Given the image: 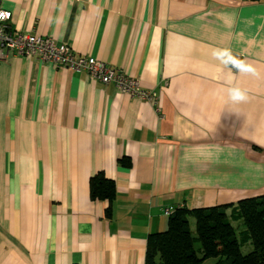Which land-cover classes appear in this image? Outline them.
<instances>
[{"label":"crops","instance_id":"0c3cea01","mask_svg":"<svg viewBox=\"0 0 264 264\" xmlns=\"http://www.w3.org/2000/svg\"><path fill=\"white\" fill-rule=\"evenodd\" d=\"M0 8L14 31L105 61L155 97L22 55L0 60V264H145L149 235L168 227L167 206L264 195V0ZM216 47L259 76L221 64ZM229 80L247 90L246 102L228 99ZM99 172L116 184L111 203L91 195Z\"/></svg>","mask_w":264,"mask_h":264},{"label":"trees","instance_id":"16d2710c","mask_svg":"<svg viewBox=\"0 0 264 264\" xmlns=\"http://www.w3.org/2000/svg\"><path fill=\"white\" fill-rule=\"evenodd\" d=\"M90 190L93 198L110 203L116 197V184L102 172L91 178ZM106 212L111 214V207ZM239 220L242 231L233 223ZM209 259H217L216 264H264V195L242 199L236 206L177 207L168 216L167 229L148 237L145 264H203Z\"/></svg>","mask_w":264,"mask_h":264},{"label":"built area","instance_id":"2783aa9c","mask_svg":"<svg viewBox=\"0 0 264 264\" xmlns=\"http://www.w3.org/2000/svg\"><path fill=\"white\" fill-rule=\"evenodd\" d=\"M11 12L0 8V60L11 54L34 58L40 62L63 66L73 72L86 73L92 80L113 83L121 92L141 99L154 100V95L141 87L140 80L94 56L76 53L69 45L58 43L52 37L14 31L10 25ZM177 208L163 209L169 216Z\"/></svg>","mask_w":264,"mask_h":264},{"label":"clouds","instance_id":"9594fccd","mask_svg":"<svg viewBox=\"0 0 264 264\" xmlns=\"http://www.w3.org/2000/svg\"><path fill=\"white\" fill-rule=\"evenodd\" d=\"M212 56L224 66L234 68L239 73L259 76V72L253 65L235 56L228 47L213 48ZM228 83L230 86L227 88V95L233 104L244 103L248 100V92L246 89L241 88L239 84H233L231 80Z\"/></svg>","mask_w":264,"mask_h":264},{"label":"rangeland","instance_id":"374dc122","mask_svg":"<svg viewBox=\"0 0 264 264\" xmlns=\"http://www.w3.org/2000/svg\"><path fill=\"white\" fill-rule=\"evenodd\" d=\"M193 221H194V225H195V220L193 219ZM195 228V227H194ZM195 230V229H194ZM195 232V231H194ZM195 236H196V238H197V234L195 233L194 234ZM200 247V243H199V241L196 239V248H199ZM243 252H246V248H243Z\"/></svg>","mask_w":264,"mask_h":264}]
</instances>
